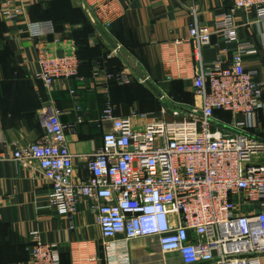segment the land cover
I'll use <instances>...</instances> for the list:
<instances>
[{
    "label": "built area",
    "instance_id": "1",
    "mask_svg": "<svg viewBox=\"0 0 264 264\" xmlns=\"http://www.w3.org/2000/svg\"><path fill=\"white\" fill-rule=\"evenodd\" d=\"M231 1L215 23L223 41L237 45L228 63L217 55L209 67L203 65L201 51L214 32L200 26L192 12L188 42L196 69L191 88L199 105L160 96L159 118L140 127L132 120L145 121L146 114L116 116L115 108L107 105L99 123L109 128L88 156L86 179L74 177V156L60 121L63 111L51 100L37 113L42 135L12 154L17 166L37 170L49 184V205L69 221L70 229L78 202L87 203L109 257L117 237L124 244L156 238L161 253H177L181 264H262L264 142L250 131L264 109V80L244 68L243 58L256 54L257 48L238 39L234 18L253 12L254 25L264 23V0ZM0 16L16 21L22 10L5 1ZM20 33L27 39L50 37L56 26L52 21L26 22ZM261 50L264 54V44ZM36 61L35 79L46 90L57 81L83 80L73 53L53 54L42 46L36 49ZM99 74L95 70L93 78ZM105 76L118 84L130 82L123 71ZM215 112L228 113L231 119H219ZM167 115L172 119L166 120ZM31 240L29 264H60L55 246L43 243L37 233ZM119 261L128 264L127 255Z\"/></svg>",
    "mask_w": 264,
    "mask_h": 264
},
{
    "label": "crops",
    "instance_id": "2",
    "mask_svg": "<svg viewBox=\"0 0 264 264\" xmlns=\"http://www.w3.org/2000/svg\"><path fill=\"white\" fill-rule=\"evenodd\" d=\"M5 1L20 8L22 17L10 21L0 16V264H29L33 233L56 247L60 264H121L125 254L128 264H181L177 253H161L156 238L124 244L117 237L109 257L87 203L78 202L70 229L69 221L49 205V184L37 170L17 166L12 154L42 135L37 113L51 100L63 111L60 121L74 156V177L86 179L88 156L109 128L99 123L107 105L115 108L116 116L146 114L145 121L132 120L135 127L159 118L160 96L199 105L191 88L196 69L188 42L192 12L196 11L200 26L214 32L210 45L201 51L203 65L209 67L217 55L228 63L237 45L226 44L215 23L232 1L0 0L1 7ZM254 20L253 12H239L234 18L238 39L257 48L256 54L243 58L244 68L256 72L260 81L264 80V23L255 26ZM42 21L57 25L54 36L27 39L20 33L26 22ZM42 46L58 55L78 51L83 80L57 81L46 90L35 79L36 49ZM95 70L100 73L97 78H93ZM119 71L128 76V84L116 85L105 76ZM230 119L231 115L223 120ZM250 133L264 142V109L256 115Z\"/></svg>",
    "mask_w": 264,
    "mask_h": 264
},
{
    "label": "trees",
    "instance_id": "3",
    "mask_svg": "<svg viewBox=\"0 0 264 264\" xmlns=\"http://www.w3.org/2000/svg\"><path fill=\"white\" fill-rule=\"evenodd\" d=\"M54 23V22H53ZM54 25L55 26H57L55 23H54ZM105 54H104V58H105ZM76 57H77V59H78V62H79V65H78V77H81L82 78V76H81V66L83 65V60H82V57H81V55L78 53V51L76 52ZM120 72V71H119ZM118 72V73H119ZM117 73V74H118ZM117 74H112V75H117ZM116 82V81H115ZM114 82V84H116V85H119L117 82L115 83ZM172 98V97H171ZM176 103H180V104H183V105H186V106H190V105H188L187 103H184V102H181V101H179V100H176L175 98H172ZM215 116L217 117V118H219V119H224L225 120V118H227V116H229V114L228 113H225V112H215ZM228 121V120H227Z\"/></svg>",
    "mask_w": 264,
    "mask_h": 264
}]
</instances>
